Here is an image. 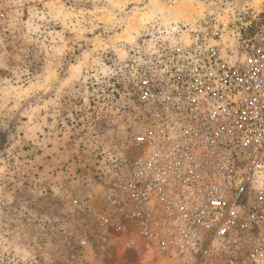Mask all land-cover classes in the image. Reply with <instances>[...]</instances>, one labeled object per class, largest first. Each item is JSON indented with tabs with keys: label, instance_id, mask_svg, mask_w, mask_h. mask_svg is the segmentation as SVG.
<instances>
[{
	"label": "rangeland",
	"instance_id": "1",
	"mask_svg": "<svg viewBox=\"0 0 264 264\" xmlns=\"http://www.w3.org/2000/svg\"><path fill=\"white\" fill-rule=\"evenodd\" d=\"M221 1L261 0L194 3L190 15L147 0H0V264H232L212 248H137L99 218L142 123L129 69L137 37Z\"/></svg>",
	"mask_w": 264,
	"mask_h": 264
},
{
	"label": "built area",
	"instance_id": "2",
	"mask_svg": "<svg viewBox=\"0 0 264 264\" xmlns=\"http://www.w3.org/2000/svg\"><path fill=\"white\" fill-rule=\"evenodd\" d=\"M147 1L174 13L179 0ZM136 40L142 123L134 156L103 191L101 225L137 248H212L232 264H264V0L157 19Z\"/></svg>",
	"mask_w": 264,
	"mask_h": 264
},
{
	"label": "bare ground",
	"instance_id": "3",
	"mask_svg": "<svg viewBox=\"0 0 264 264\" xmlns=\"http://www.w3.org/2000/svg\"><path fill=\"white\" fill-rule=\"evenodd\" d=\"M190 0H179V2L176 4V6H174L173 10L175 13H179V12H182V13H186V14H191V12H193V8L191 7V4L193 6V3L191 2H188ZM253 4H256L258 5L259 1L260 0H251ZM197 8H200V7H197Z\"/></svg>",
	"mask_w": 264,
	"mask_h": 264
},
{
	"label": "water",
	"instance_id": "4",
	"mask_svg": "<svg viewBox=\"0 0 264 264\" xmlns=\"http://www.w3.org/2000/svg\"><path fill=\"white\" fill-rule=\"evenodd\" d=\"M241 5V3L240 4H238V6H240Z\"/></svg>",
	"mask_w": 264,
	"mask_h": 264
}]
</instances>
